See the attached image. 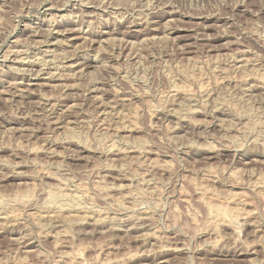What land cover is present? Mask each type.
Wrapping results in <instances>:
<instances>
[{"label": "rangeland", "instance_id": "1", "mask_svg": "<svg viewBox=\"0 0 264 264\" xmlns=\"http://www.w3.org/2000/svg\"><path fill=\"white\" fill-rule=\"evenodd\" d=\"M0 223V264H264V0H0Z\"/></svg>", "mask_w": 264, "mask_h": 264}, {"label": "bare ground", "instance_id": "2", "mask_svg": "<svg viewBox=\"0 0 264 264\" xmlns=\"http://www.w3.org/2000/svg\"><path fill=\"white\" fill-rule=\"evenodd\" d=\"M104 3V2H103ZM106 3V2H105ZM150 6V5H149ZM163 9V8H162ZM155 10V9H154ZM160 12V11H159ZM122 15V14H121ZM138 18V17H137ZM171 22H172V20H171ZM84 23V22H83ZM167 24V23H166ZM156 29V28H155ZM40 30V29H39ZM55 30V29H54ZM54 30H52L53 32H54ZM52 32V33H53ZM51 33V34H52ZM63 33V32H62ZM62 33L61 32H59V30L57 31L56 30V32H54V34L55 35H62ZM64 34V33H63ZM162 38V37H161ZM164 40V39H163ZM40 41V40H39ZM141 41V40H140ZM145 41V40H144ZM107 42V41H106ZM105 42V43H106ZM151 42V41H150ZM40 43V42H39ZM122 43V42H121ZM134 43V42H133ZM140 43V42H139ZM71 46V45H70ZM115 46V45H114ZM145 46V45H144ZM36 47V46H35ZM39 47V46H38ZM76 47V46H75ZM22 52V51H21ZM25 53V52H24ZM67 53V52H66ZM64 54V53H63ZM9 56V55H8ZM43 56V55H42ZM4 57V56H3ZM38 59V58H37ZM36 59V60H37ZM28 60V59H27ZM56 60V59H55ZM64 60V59H63ZM54 61V60H53ZM72 66V65H71ZM70 68H73V67H70ZM35 74V73H34ZM37 74V73H36ZM79 75V74H78ZM66 76V75H65ZM74 76V75H73ZM57 79V78H56ZM56 79H55V81H56ZM73 79V78H72ZM263 79V78H262ZM72 81V80H71ZM69 82V81H68ZM31 84V83H30ZM36 85H38V84H36ZM21 90V89H20ZM96 90V89H95ZM2 92V91H1ZM185 93V92H184ZM187 94V93H186ZM11 99V98H10ZM102 99V98H101ZM7 101V100H6ZM103 110V109H102ZM103 112V111H102ZM104 113V112H103ZM56 127V126H55ZM217 210H219V209H217ZM217 210H215L214 212H216V214L217 215H214V216H217V219H221V220H226V219H228V214H227V211L225 212V210H221L220 209V211H217ZM61 212H63V211H61ZM80 213V212H79ZM69 214V213H68ZM85 217L84 218H87L86 216L87 215H85V214H83ZM230 215V214H229ZM90 216V215H89ZM94 216V215H93ZM100 216V215H99ZM52 217V216H51ZM68 217V216H67ZM72 217V216H71ZM70 217V218H71ZM83 217V216H82ZM231 217V216H230ZM49 218V217H48ZM77 218V217H76ZM90 219V218H89ZM96 219V218H95ZM230 219V218H229ZM233 219V218H232ZM50 220V219H49ZM232 221V220H231ZM231 221H229V222H231ZM1 224V223H0ZM94 224V223H93ZM144 239V238H143ZM138 240V239H137ZM141 254V253H140Z\"/></svg>", "mask_w": 264, "mask_h": 264}]
</instances>
